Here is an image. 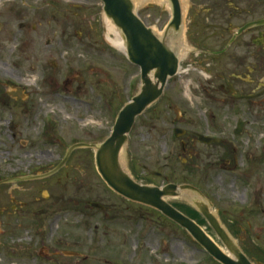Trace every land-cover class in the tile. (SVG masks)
I'll list each match as a JSON object with an SVG mask.
<instances>
[{"label": "rangeland", "instance_id": "374dc122", "mask_svg": "<svg viewBox=\"0 0 264 264\" xmlns=\"http://www.w3.org/2000/svg\"><path fill=\"white\" fill-rule=\"evenodd\" d=\"M185 1L192 52L183 74L169 81L162 99L134 125L125 165L140 184L199 186L247 256L264 264V98L258 106L239 101L232 106L222 88L239 72L242 76L234 79L239 92L264 89V39L262 48L252 43L264 28L240 36L216 59L209 54L225 48L239 27L264 17V0ZM102 8L98 0H0V78L8 72L16 86L27 89L22 103L6 98L18 113L20 135L16 145L8 137L0 143V174L56 171L25 183L24 193L16 183L0 189L5 212L0 213V264H219L160 212L112 192L97 173L94 149L75 150L57 169L71 146L99 145L108 138L123 104L139 91L137 67L106 40ZM139 17L159 33L171 20L163 7L145 8ZM252 66L263 71L251 75ZM202 70L209 71L207 79ZM45 73L51 76L46 84ZM201 85H208V100ZM189 86L200 92L192 93ZM175 92L189 95L190 121L175 122V110H181ZM4 112L0 108L9 119ZM238 120L251 123L240 136L232 132ZM177 127L223 138V143L207 146L175 137ZM23 197L25 213L19 211ZM168 201L194 216L228 252L182 197ZM91 203L106 208L100 211ZM38 207L45 210L44 222L33 220Z\"/></svg>", "mask_w": 264, "mask_h": 264}, {"label": "water", "instance_id": "95a60500", "mask_svg": "<svg viewBox=\"0 0 264 264\" xmlns=\"http://www.w3.org/2000/svg\"><path fill=\"white\" fill-rule=\"evenodd\" d=\"M98 1L103 4L104 18L108 22L114 23L119 29L128 60L137 67L139 92L120 111L112 128L113 131L105 142L99 145L93 144L94 146L78 144L72 147L70 152L80 147L94 148L98 173L109 186L108 188L133 203L160 211L178 226H182L194 238L196 244L198 243L209 253H207L208 256L210 255L221 264H254L228 229L221 223L218 215L213 213L212 207L214 209V206L197 188L192 185L168 184L165 187H155L139 184L132 177L126 165L124 166L120 162L122 150L128 145L129 135L137 119L163 97L165 88L167 90L168 81L179 73L180 63L182 68L191 51L187 4L183 0ZM160 7L166 8L172 18L161 36L153 28L147 27L141 17L138 16L145 8ZM261 26H264V18L251 21L239 28L228 46L251 28ZM238 124L237 135H240L244 123L239 122ZM184 134L185 131L181 129L175 130L176 137ZM201 140L206 144L219 142L218 139L205 136H201ZM70 152L68 154H71ZM185 192L188 193L187 196H184ZM192 192L195 194V198L191 201L189 197H191ZM170 197H182L183 204L191 205L194 203L195 208L205 217L207 224L211 225L212 231L214 230L213 233L218 239L220 238L219 241L221 240L222 246L226 247L225 250H228V253L224 252L193 219L168 203L167 199ZM93 205L100 208L98 204ZM198 244V248H201Z\"/></svg>", "mask_w": 264, "mask_h": 264}, {"label": "flooded vegetation", "instance_id": "af4514ba", "mask_svg": "<svg viewBox=\"0 0 264 264\" xmlns=\"http://www.w3.org/2000/svg\"><path fill=\"white\" fill-rule=\"evenodd\" d=\"M23 7L27 8V9H29L31 11H35V12L38 11L31 5L30 6L26 5V6H23ZM258 34H260L259 38H253L252 39V43L254 45H256L257 47L262 48L263 39H264V33H262V32L260 33L259 32ZM212 58L216 59V57H214V56ZM258 68H259V72L263 71V66H252V70H250V74L252 75L253 73H256ZM188 73H190V72H188ZM7 74H8V72H4V74L1 75V78H0V87H3L2 90H4V95H5V96H3L2 93L0 94V108L4 109L5 112H7V115L10 116V117H9V119L4 118L3 116H1L3 114L1 112L2 114L0 115V143H5V141H6L5 138L8 137L9 140H12L11 142L16 145V142H17L18 137L20 135V133L18 132V130L20 129V126H19L20 123L18 122V119H17V117L14 116V114L18 115V113H17V111H15L16 108L13 106V103H11V101H7L6 98L7 99L11 98V99L16 100L18 103H22V102H24V100L21 99L20 95L23 94V91L26 92L27 89H25V87H22L21 85L20 86H16L15 82H13L14 79L10 78L11 76L9 77ZM241 76H242V73L235 72L230 77L231 78L233 77L234 79H238ZM50 78H51V76H49L46 73L43 75V80L45 81V84L48 81H50ZM211 78H213V77H211ZM234 79L232 80L233 82H230L229 84H226L225 86H222L223 91H225V93L230 97V99H228L229 102L226 101L225 103H229L230 105L234 106V104L239 101V102H246L245 104H247L248 107H253L254 105L258 106V103L261 101V99L264 98V95L258 96V94L263 92L264 89L259 91V92L253 93V95H252V92H250V89H248L247 87H242L243 91L239 92L237 90L236 86H235L236 80H234ZM67 82H68V83H66L67 86L71 84V83H69V82H71L70 80L67 81ZM225 82H229V80H225ZM261 83L263 84L262 81H261ZM207 86L208 85H201V88L203 89V91L201 90V92L197 89V87H199V85H197V87H192V88H190V86H189V90L191 89V92L192 91L195 92L196 95L198 94V91H199L204 96V98L208 100L209 98H206L207 92L205 91ZM181 93L182 94H179L178 92H175V95L173 97L174 98V102H176V103L181 105L180 112H179L178 108H176V110H175L176 111V115H177V117L175 119V122L179 123V124H181L183 122L190 121V115H188V110H187L189 108L188 107L189 104H187L188 102L186 100L187 98L189 99V95L188 94L185 95V92H181ZM4 100H6V101H4ZM27 101L28 100H26L25 102H27ZM232 103H234V104H232ZM239 122L244 123L243 129H242V133H243V130H244L245 126L246 125L249 126L251 124V123H249L248 121H245V120H243V121L242 120H238L237 123H236L235 128H233V131H232L234 133V135H236V136H240V135H237V126L239 125L238 124ZM30 124H33V123L30 122ZM200 134H204V135L209 136V134H206L204 132L202 133V131L199 132V133L198 132L188 131V132H186L184 138L188 139V137H189L191 141L193 140L195 142H201L202 144H204L202 142L200 136H199ZM221 140H223V138ZM22 143H27V141H25V142L22 141ZM222 143L223 142L217 143V144H222ZM211 145H215V144H211ZM185 146H186V143L184 141H182V147L184 149H185ZM44 152H42V153H44ZM45 153H47V152H45ZM234 153H236V151ZM1 158L2 157H0V159ZM235 160L237 161L236 157H235ZM226 164H228V163H226ZM17 174L18 175H16L15 177L9 178V177L3 176L2 173H1L0 174V189L2 187L6 186V185H9V184H12V183H16V184H18L17 188L20 187L22 189L21 190L22 193H24V192H26L25 187H23L25 185V183L34 182L36 180L37 181L38 180H43V179L53 175V173H51V174H45L44 176L41 177V176H37V175H33V174H30V175L25 174V173H23V174L17 173ZM192 185H194L197 189L200 190V187L197 186L196 184H192ZM11 194H12V192H11ZM3 197H4V201H6V203H7L5 193L3 194ZM49 197H50V195H49ZM0 203L2 204L3 202L0 201ZM3 206L4 205H1L0 209H2ZM9 206L10 205H8L6 207V209H9ZM25 207L28 209V200H26V197H25V199L23 197V198H21V207H20L19 211H23L24 213L28 212V211H24ZM90 207H93V206L90 204ZM10 208L13 211L15 209V206L13 205ZM93 208H96V207H93ZM105 208L106 207H104L102 205V207L96 208V209H99L100 211H102V210H105ZM37 209L40 210V214L38 216H36V217L32 216L33 220L35 219L36 220L35 222H39V221L40 222H44L43 221L44 220V214H45L44 208L40 209L38 207ZM190 209H192L190 211H193L194 213H198V212H196V209L192 205L190 206ZM0 213H2L1 215H5V212H1V210H0ZM71 252H69V253H71ZM71 254L75 255V256L78 255L77 253H71Z\"/></svg>", "mask_w": 264, "mask_h": 264}, {"label": "bare ground", "instance_id": "6f19581e", "mask_svg": "<svg viewBox=\"0 0 264 264\" xmlns=\"http://www.w3.org/2000/svg\"><path fill=\"white\" fill-rule=\"evenodd\" d=\"M183 1L185 2V4H187V9H188L189 3L185 0ZM104 29H106V40L109 42V44L116 50L121 51L123 53H127L124 47L123 40L121 39L119 29H117V26L114 23L108 22L107 19L104 18ZM161 33H159L160 36H161ZM191 52H192V48H191L190 53ZM44 154L45 152L42 153L43 156ZM120 162H122V165L125 166L126 162H125V151L124 150H122Z\"/></svg>", "mask_w": 264, "mask_h": 264}]
</instances>
